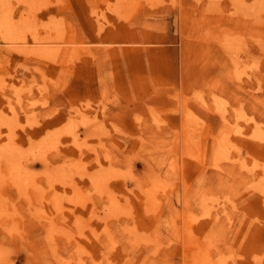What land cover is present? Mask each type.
I'll list each match as a JSON object with an SVG mask.
<instances>
[{
    "label": "rangeland",
    "instance_id": "1",
    "mask_svg": "<svg viewBox=\"0 0 264 264\" xmlns=\"http://www.w3.org/2000/svg\"><path fill=\"white\" fill-rule=\"evenodd\" d=\"M27 1L0 0V264H264V0Z\"/></svg>",
    "mask_w": 264,
    "mask_h": 264
},
{
    "label": "bare ground",
    "instance_id": "2",
    "mask_svg": "<svg viewBox=\"0 0 264 264\" xmlns=\"http://www.w3.org/2000/svg\"><path fill=\"white\" fill-rule=\"evenodd\" d=\"M11 1H12V0H11ZM26 1H27V0H26ZM133 1H136V0H133ZM138 1H139V0H138ZM138 1H137V2H138ZM254 1L257 2L256 0H253V2H254ZM27 2H28V1H27ZM27 2H26V3H27ZM122 2H123V1H122ZM237 2H238V1H237ZM239 2H240V1H239ZM244 2H245V1H244ZM255 2H254V3H255ZM4 3H6V5H7V2H4ZM48 3H49V2H48ZM123 3H124V2H123ZM154 3H155V1H154ZM41 4H42V3H41ZM43 4H44V3H43ZM111 4H112V3H111ZM164 4H165V2H164ZM248 4H249V3H248ZM11 5H12V4H11ZM11 5H10V6H11ZM45 5H47V4H45ZM122 5H123V4H122ZM208 5H210V4H208ZM238 5H239V3H238ZM244 6H246V4H245ZM248 6H249V5H248ZM248 6H246V7H248ZM4 8H5V7H4ZM4 8H2V9H4ZM9 8H10V7H9ZM121 8H123V7H121ZM121 8H120V9H121ZM129 8H130V7H129ZM155 8H156V7H155ZM249 8H251V6H250ZM7 9H8V8H7ZM7 9H6V10H7ZM112 9H114V8H112ZM130 9H131V8H130ZM252 9H253V7H252L250 10H252ZM12 10H14V9L12 8ZM12 10H11V11H12ZM95 10H96V9H95ZM109 10H111V9H109ZM121 10L123 11V9H121ZM127 10H129V9H127ZM7 11H8V10H7ZM35 12H36V11H35ZM95 12H96V11H95ZM110 12H111V11H110ZM114 12H115V11H114ZM3 13H4V12H3ZM3 13H2V14H3ZM11 13H13V12H11ZM22 13H23V12H22ZM24 13H25V12H24ZM238 13H239V12H238ZM4 14H5V13H4ZM7 14H8V16H10L9 12H8ZM97 14H98V13H97ZM186 14H187V13H186ZM11 15L13 16L14 14H11ZM106 15H107V14H106ZM12 16H11V17H12ZM23 16H24V14H23ZM245 16H246V15H245ZM25 17H26V16H25ZM25 17H24V19H25ZM4 18H5V15H4ZM35 18H38V17H35ZM35 18H34V19H35ZM50 18H51V17H50ZM62 18H63V17H62ZM8 19H9V18H7L6 21H5V20L3 21V24L5 25V28H6L8 31L13 32L14 35H15V34L18 35L19 33H18L17 31H19V29H16L17 31H14L15 29L11 26V24H10L11 22H8V21H9ZM24 19H23L22 16H21V20H24ZM26 19H27V17H26ZM26 19H25L24 21H26ZM98 19H99V14H98ZM31 20H32V19H31ZM51 20H52V19H51ZM11 21H12V23H13V20H12V19H11ZM16 21H18V20H16ZM16 21H15V22H16ZM24 21H21V23H23V25H24V24L26 25V23H24ZM53 21H54V19H53ZM53 21H52V22H53ZM61 21H62V20H61ZM29 22H30V20H29ZM29 22H28V23H29ZM36 22H37V21H36ZM42 22H43V21H42ZM65 22H66V21H65ZM30 23H31V22H30ZM32 23H33V22H32ZM53 23H54V22H53ZM110 23H112V22H110ZM3 24H2V25H3ZM41 24H43V23H41ZM41 24H40V25H41ZM46 24L49 25V23H45V25H46ZM113 24H114V23H113ZM2 25H1V26H2ZM12 25H13V24H12ZM15 25H17V24H15ZM18 25H19V22H18ZM21 25H22V24H21ZM21 25L19 26L20 28H21ZM25 25H24V28L29 27V26H27V25H29V24H27L26 27H25ZM187 25H188V24H187ZM66 26H67V25H66ZM14 27H15V26H14ZM19 27H18V28H19ZM32 27H34V24H33ZM39 27H40V26H39ZM43 27H44V24H43ZM45 27H46V26H45ZM47 27H48V26H47ZM49 27H50V26H49ZM114 27H115V26H114ZM15 28H16V27H15ZM24 28H22L21 30L23 31ZM30 28H31V25H30ZM30 28H28V30H29ZM35 28L38 30L37 27H34V29H35ZM41 28H42V27H41ZM1 29L3 30V28H1ZM1 29H0V31H1ZM31 29H33V28H31ZM34 29H33V30H34ZM36 29H35V31H36ZM66 29H67V28H66ZM66 29H65V30H66ZM28 30H27V31H28ZM33 30H32V31H33ZM30 31H31V30H30ZM63 31H64V29H63ZM1 32H2V31H1ZM37 32H38V31H37ZM37 32H36V33H37ZM42 32H43V31H42ZM64 32H65V31H64ZM67 32H68V31H67ZM25 33H27V32H26V29H25L24 34H25ZM29 33H30V32H29ZM65 33H66V32H65ZM13 34H12V35H13ZM24 34H23V35H24ZM27 34H28V33H27ZM47 34H48V33H47ZM6 35H7V33H6ZM6 35H5V36H6ZM9 35H10V34H9ZM9 35H8V36H9ZM21 35H22V32H21V34L19 35V36H20V37H19L20 39H21V38H24L23 40H25V37H26V40H28V39H27V35H26V36H22V37H21ZM34 35H35V34H34ZM38 35H39V34H38ZM38 35H36V36H38ZM49 35H51V34H49ZM15 36H16V35H15ZM15 36H14V38H15ZM32 36H33V35H32ZM226 36H227V35H226ZM6 37H7V36H6ZM9 37H10V36H9ZM33 37H34V36H33ZM230 37H231V36H230ZM19 38H17V39H19ZM38 38H39V37H37V39H38ZM62 38H63V40H64V37H62ZM15 39H16V38H15ZM17 39H16V40H17ZM35 39H36V38H35ZM229 39H230V38H229ZM21 40H22V39H21ZM23 40H22V41H23ZM38 40H39V39H38ZM45 40H46V38H45ZM230 40H231V39H230ZM9 41L12 42L10 39H9ZM56 41H58V39H57ZM227 41H228V39H227ZM237 41H238V40H237ZM237 41H236V43H238ZM241 41H242V40H241ZM19 42H20V41H19ZM36 42H37V41H36ZM59 42H60V41H59ZM59 42H58V43H59ZM202 42H203V41H202ZM76 43H77V41H76ZM233 43H235V42H233ZM171 44H172V43H171ZM173 44H174V43H173ZM22 45H23V44H22ZM206 45H207V44H206ZM229 45H230V44H229ZM31 46H33V45H31ZM35 46H36V45H35ZM35 46L33 47V48H34V51L36 50V49H35ZM40 46H41V45H40ZM69 46H70V45H69ZM24 47H25V46H24ZM203 47H204V45H203ZM17 48H18V47H17ZM28 48H29V46H28ZM41 48H42V46H41ZM58 48H59V46H58ZM60 48H61V47H60ZM208 48H209V47H208ZM18 49H19V48H18ZM20 49H21V48H20ZM209 49H210V48H209ZM21 50H22V49H21ZM21 50H19V51H21ZM23 50L25 51L24 48H23ZM23 50H22V51H23ZM29 50H31V49H29ZM58 50H59V49H58ZM60 50H61V49H60ZM60 50H59V51H60ZM230 50H231V49H230ZM52 51H53V49H52ZM234 51H235V49H234ZM234 51H233V52H234ZM30 52H31V51H30ZM54 52H57V51H54ZM23 53H24V52H23ZM231 53H232V52H231ZM48 54H49V52H48ZM59 55H60V54H59ZM235 55H236V54H235ZM50 57H51V56H50ZM48 59H49V58H48ZM55 59H56V58H55ZM235 59H236V58H235ZM69 60H70V59H69ZM236 62H237V61H236ZM237 64H238V63H237ZM254 67H255V66H254ZM42 71H43V70H42ZM2 75H3V74H2ZM47 77H48V76H47ZM46 79H47V78H46ZM1 86H2V85H1ZM1 86H0V87H1ZM46 88H47V86H46ZM48 88H49V87H48ZM16 91H17V90H16ZM18 94H21V93H18ZM219 96H220V95H219ZM219 96H218V97H219ZM216 98H217V97H216ZM221 98H222V97H221ZM198 99H199V98H198ZM10 100H11V99H10ZM20 101H21V100H20ZM20 101H19V102H20ZM11 102H12V101H11ZM10 106H11V105H10ZM13 106H15V105L13 104ZM104 106H105V105H104ZM15 107H16V106H15ZM107 107H108V106H107ZM107 107H106V108H107ZM106 108H105V109H106ZM14 111H15V110H14ZM243 111H246V110H243ZM3 113L5 114L4 111H3ZM77 113H78V112H77ZM18 114H19V113H18ZM1 115H2V114H1ZM8 116H9V115H8ZM15 116H16V115H15ZM17 116H18V115H17ZM3 117H5V116H3ZM236 117H237V116H236ZM5 118H6V117H5ZM10 118H11V116H10ZM10 118H9V119H10ZM245 118H246V117H245ZM6 119H7V118H6ZM16 119H17V118H16ZM240 119H241V118H240ZM250 119H251V118H250ZM92 120H93V118H92ZM237 120H238V119H237ZM241 120H242V119H241ZM246 120H247V119H246ZM77 121H78V119H77ZM186 121L188 122V120H186ZM7 122H8V121H7ZM93 122H94V121H93ZM189 123H190V122H189ZM189 123H187V124H189ZM0 124H1V123H0ZM77 125H78V123H77ZM94 125H95V124H94ZM183 125H184V124H183ZM237 125H238V124H237ZM29 126H30V125H29ZM80 126H81V125H80ZM95 126H96V125H95ZM182 127H183V126H182ZM184 127L186 128V126H184ZM184 127H183V128H184ZM237 127H238V126H237ZM259 127H260V126H259ZM185 128H184V129H185ZM13 129H14V128H13ZM54 129H56V128H54ZM57 129H58V128H57ZM67 129H68V128H67ZM71 129H72V128H71ZM98 129H102V128H98ZM102 130H103V129H102ZM104 130H105V129H104ZM104 130H103V131H104ZM54 131H55V130H54ZM58 131H59V130H58ZM107 131H108V130H107ZM183 131H184V130H182L181 132H183ZM262 131H263V130H262ZM33 132H34V131H33ZM35 132H36V131H35ZM76 132H77V131H76ZM68 133H69V132H68ZM71 133H72V131H71ZM74 133H75V132H74ZM191 133H192V132H191ZM182 134H183V133H182ZM231 134H232V133H231ZM231 134H230V135H231ZM261 134H262V133H261ZM47 135H49V134H47ZM70 135H71V134H70ZM190 135H191V134H190ZM44 136H45V135H44ZM231 136H232V135H231ZM50 137H51V135H50ZM62 137H63V136H62ZM86 137H87V136H86ZM53 138H54V137H53ZM58 138H59V137H58ZM89 138H90V136L87 137V139H89ZM225 139H226V137H225ZM47 140H48V139H47ZM52 140H54V139H52ZM52 140H51V141H52ZM58 140H59V139H58ZM48 141H49V140H48ZM48 141H47V142H48ZM49 142H50V141H49ZM37 143H38V142H37ZM44 143H45V142H44ZM44 143H43V145H44ZM51 143H52V142H51ZM57 143H60V142H57ZM57 143H56V144H57ZM45 144H46V143H45ZM227 144H228L227 141H223V143L220 142L219 145H218V148H219V147H222V149H225V151H227L228 148L230 147V145H227ZM16 145H17V144H16ZM18 145H21V144L18 143ZM43 145H41V146H43ZM31 146H32V145H31ZM44 146H46V145H44ZM54 146H55V145H54ZM231 146H232V145H231ZM28 147L30 148V146H28ZM47 147H48V146H47ZM20 148H22V147H20ZM34 148H35V147H34ZM234 148H235V147H234ZM22 149H23V148H22ZM31 149H32V147H31ZM55 149H56V147H55ZM55 149H54V150H55ZM15 150H16V149H15ZM19 150H20V149H19ZM235 150H236V149H235ZM17 151H18V150H17ZM28 151L30 152V149H29ZM217 151H218V150H217ZM223 151H224V150H223ZM241 151H242V150H241ZM0 152H2V151L0 150ZM21 152H22V151H21ZM23 152H24V150H23ZM33 152H34V151H32L31 154H33ZM218 152H219V151H218ZM221 152H222V151H221ZM3 154H4V153H3ZM3 154L0 153V155H3ZM14 154H15V153H14ZM24 154H25V153H24ZM24 154H22V156L19 155V156H18V159H19V158L21 159L22 157H24ZM239 154H240V153H239ZM26 155H27V154H26ZM219 155H220V154H219ZM222 155H223V154H222ZM241 155H242V154H241ZM6 156H7V155H6ZM107 156H108V155H107ZM223 156H224V155H223ZM226 156H227V155H226ZM248 156H249V155H248ZM11 157H12V156H11ZM34 157H35V156H33V158H34ZM42 157H43V156H42ZM99 157H100V156H99ZM228 157H230V155H229ZM231 157H232V155H231ZM25 158H26L25 160H23V158H22V160H20V161H18V160L14 161L15 164H14V169H13V170H15V171H16L17 173H19L20 175H21L20 172H21L22 165L24 166L25 163L28 162L27 159H29V156H25ZM45 158L47 159V156H46ZM246 158H247V157H246ZM9 159H10V157H9ZM240 159H241V158H240ZM254 159H255V158H254ZM47 160H48V159H47ZM106 160H107V159H106ZM243 160H244V159H243ZM0 161H1V159H0ZM8 161H9V160H8ZM11 161H12V160H11ZM38 161L40 162V160H38ZM229 161H231V160H229ZM233 161H234V160H233ZM258 161H259V160H258ZM43 162H44V161H43ZM47 162H48V161H47ZM47 162H46V163H47ZM69 162H70V161H69ZM71 162H72V161H71ZM73 162H75V161H73ZM231 162H232V161H231ZM254 162H255V161H254ZM0 163H1V162H0ZM28 163H30V162H28ZM49 163L51 164V162H49ZM76 163H77V162H76ZM255 163H256V162H255ZM259 163H260V162H259ZM71 164H74V163H71ZM69 165H70V164H69ZM76 165H77V164H76ZM78 165H79V164H78ZM78 165H77V166H78ZM83 165H85V164H83ZM86 165H87V164H86ZM45 166H46V165H45ZM47 166H48V164H47ZM54 166H56V165H54ZM54 166H53V167H54ZM72 166H73V165H72ZM48 167H49V166H48ZM246 167H247V166H246ZM249 167H251V166H249ZM260 167L262 168L263 166L261 165ZM45 168H46V167H45ZM57 168H58V166H57ZM77 168H79V166H78ZM77 168H76V171L78 170ZM80 168H81V167H80ZM80 168H79V169H80ZM82 168H83V167H82ZM42 169H43V168H42ZM46 169H47V168H46ZM49 169H50V167H49ZM54 169H56V167H55ZM69 169H71V168H69ZM74 169H75V168H74ZM102 169H103V168H102ZM119 169H121V168H119ZM31 170H32V169H31ZM60 170H61V169H60ZM80 170H81V169H80ZM80 170H79V171H80ZM15 171H14V172H15ZM45 171H46V170H45ZM47 171H48V170H47ZM57 171H58V170H57ZM73 171L75 172V170H73ZM95 171H97V170H95ZM105 171L107 172V170H105ZM14 172H13V173H14ZM30 172H31V171H30ZM61 172H62V171H61ZM61 172H60V173H61ZM91 172H93V171H91ZM101 172H102V171H101ZM47 173H48V172H47ZM51 173H52V171H51ZM55 173H56V172H55ZM87 173H88V172H87ZM97 173H98V171H97ZM56 174H57V173H56ZM78 174H79V173H78ZM103 174H104V172H103ZM105 174H106V176H107V173H105ZM2 175H3V174H2ZM46 175H47V174H46ZM61 175H62V173H61ZM16 176H17V174H16ZM73 176L76 177V175H73ZM109 176H110V175H109ZM13 177H14V176H13ZM17 177H18V176H17ZM30 177L32 178V174H30ZM30 177L28 176V178H30ZM48 177H49V175H48ZM18 178H19V177H18ZM31 178H30V179H31ZM49 178H50V177H49ZM57 178H59V175H58ZM110 178H111V177H110ZM110 178H109V179H110ZM19 179H20V178H19ZM50 179H51V178H50ZM74 179H76V178H74ZM24 180H25V179H24ZM18 181H19V180H18ZM75 181H76V180H75ZM103 181H105V180H103ZM110 181H111V180H110ZM156 181H157V180H156ZM169 181H171V180H169ZM169 181H168V182H169ZM16 182H17V181H16ZM70 182H71V181H70ZM76 182H77V181H76ZM105 182H106V181H105ZM158 182H160V181H158ZM180 182H181V181H180ZM17 183H18V182H17ZM161 183H162V182H161ZM19 184H20V183H19ZM163 184H164V183H163ZM167 184H168V183H167ZM169 184H170V183H169ZM169 184H168V185H169ZM172 184H174V183H171V185H172ZM30 185H31V184H30ZM77 185H78V183H77ZM98 185H99V184H98ZM168 185H166V187H167ZM261 185H262V184H261ZM27 186H28V185H27ZM96 186H97V184H96ZM100 186H101V185H100ZM254 186H255V185H254ZM78 187H79V185H78ZM78 187H77L76 189H79ZM94 187H95V186H94ZM168 187H169V186H168ZM170 187H171V186H170ZM252 187H253V185H252ZM257 187H258V186H257ZM261 187H262V186H261ZM261 187H260V188H261ZM42 188H43V187H42ZM172 188H173V187H172ZM254 188H255V187H254ZM258 188H259V187H258ZM18 189H19V187H18ZM96 189H97V188H96ZM166 189H167V188H166ZM41 190H42V189H41ZM74 190H75V189H74ZM18 191H19V190H18ZM39 191H40V190H39ZM44 191H45V190H44ZM257 191H258V190H257ZM260 191H261V189H260ZM260 191H259V192H260ZM262 191H263V190H262ZM262 191H261V192H262ZM180 193H181V192H180ZM204 195H205V193H204ZM20 196H21V195H20ZM29 199H30V198H29ZM203 199H204V198H203ZM17 200H18V199H17ZM44 200H46V199H44ZM207 200H208V199H207ZM256 200H257V199H256ZM63 202H65V201H63ZM180 202H181V201H180ZM209 202H211V201H208V203H209ZM212 203H213V201H212ZM117 204H119V203H117ZM223 204H224V203H223ZM224 205H225V204H224ZM226 205H227V204H226ZM225 207H226V206H225ZM206 208H207V207H206ZM207 209H208V208H207ZM131 210H132V208H131ZM17 211H18V210H17ZM111 212H113V211H111ZM111 212H110V213H111ZM120 212H121V211H120ZM122 212H124V211H122ZM183 212H184V211H183ZM185 212H186V211H185ZM185 212H184V215H185ZM208 212H209V211H208ZM208 212H206V213H208ZM10 214H11V213H10ZM19 214H20V213H19ZM120 214H121V213H120ZM123 214H124V213H123ZM208 214H210V213H208ZM223 214H224V213H223ZM109 215H110V214H109ZM7 216H10V215H7ZM124 216H126V215H124ZM130 216H131V214H130ZM5 217H6V216H5ZM203 217H204V216H203ZM130 218H131V217H130ZM201 219H203V218H201ZM102 220H103V218H102ZM184 220H185V219H184ZM80 221H81V220H80ZM259 221H260V220H259ZM105 222H106V221H105ZM90 223H91V222H90ZM13 224H14V223H13ZM241 224H242V223H241ZM133 225H134V224H133ZM188 226H189V225H188ZM81 227H83V226L81 225ZM130 227H131V226H130ZM132 227H133V226H132ZM11 228H12V227H11ZM13 228H14V227H13ZM133 228H134V227H133ZM16 229H18V231H19L20 228H16ZM81 229H82V228H81ZM190 229H191V228H190ZM136 230H137V229H136ZM9 231L11 232V230H9ZM22 231H23V230H22ZM138 231H139V230H138ZM138 231H137V233H138ZM80 233H81V232H80ZM134 233H135V232H134ZM80 235H83V234L81 233ZM136 235H137V234H136ZM143 235H144V233H143L142 235H140V236H143ZM191 235H192V234H191ZM82 237H83V236H82ZM146 237H147V236H146ZM193 237H194V236H193ZM148 238H149V237H148ZM143 240H144V239H143ZM150 240H151V239H150ZM169 240H170V239H169ZM209 240H210V239H209ZM211 241H212V240H211ZM176 243H177V242H176ZM158 244H159V243H158ZM112 246H113V245H112ZM163 246H165V245H163ZM160 247H161V246H160ZM84 248H85V247H83V250H84ZM116 249H117V248H116ZM206 249H207V248H206ZM0 250H1V249H0ZM9 250H10V249H9ZM3 252H4V250H3ZM86 253H87V252H86ZM220 256H221V255H220ZM220 256H219V257H220ZM222 256H223V255H222ZM202 257H203V256H202ZM233 257H234V256H233ZM242 257H243V256H242ZM220 258H221V257H220ZM80 259H81V258H80ZM209 259H210V257H209ZM3 260H4V259H3ZM186 260H188V259L186 258ZM4 261H5V260H4ZM12 261H13V260H12ZM214 261H215V260H214ZM260 262H261V261H260ZM258 263H259V261H258ZM261 263H262V262H261ZM1 264H2V263H1Z\"/></svg>",
    "mask_w": 264,
    "mask_h": 264
}]
</instances>
